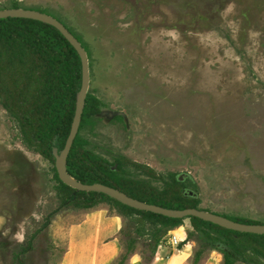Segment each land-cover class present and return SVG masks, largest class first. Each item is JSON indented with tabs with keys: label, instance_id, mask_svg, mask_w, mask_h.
Wrapping results in <instances>:
<instances>
[{
	"label": "rangeland",
	"instance_id": "1",
	"mask_svg": "<svg viewBox=\"0 0 264 264\" xmlns=\"http://www.w3.org/2000/svg\"><path fill=\"white\" fill-rule=\"evenodd\" d=\"M13 3L53 16L84 46L87 92L99 101L77 131L84 150L158 189L174 173L198 207L264 223V0H0V10ZM53 168L0 106V264H59L87 212L116 214L105 202L61 203ZM189 241L166 264L192 249L191 264ZM163 244L164 257L177 248ZM211 250L215 264L207 247L196 264Z\"/></svg>",
	"mask_w": 264,
	"mask_h": 264
},
{
	"label": "trees",
	"instance_id": "2",
	"mask_svg": "<svg viewBox=\"0 0 264 264\" xmlns=\"http://www.w3.org/2000/svg\"><path fill=\"white\" fill-rule=\"evenodd\" d=\"M11 7L18 6L13 3ZM79 84V57L54 27L30 18H0V106L17 123L21 143L53 161L52 148L58 152L68 133ZM98 105V99L86 92L78 129L90 116L98 113ZM81 142L76 132L66 156V172L74 180L83 184L101 183L131 198L161 207L200 208L193 193L181 191V182L174 173L164 180L149 166L132 161L148 176L162 179L164 185L158 189L144 180L124 176L118 161L107 164L84 150ZM112 165H115L114 169ZM54 175L59 183L61 203L88 209L105 202L108 211L113 209L124 221L132 222L131 229L127 224H121L117 231L122 249L112 264H125L140 237L146 239V254L141 251V260L149 262L167 231L183 219L135 209L100 192L75 190L57 178L55 169ZM221 215L240 223H261ZM185 218L191 229L185 232L184 240L198 241L191 264L198 262L206 247L221 254L219 264H264V234L226 229L194 216ZM184 240L176 247L180 248Z\"/></svg>",
	"mask_w": 264,
	"mask_h": 264
},
{
	"label": "water",
	"instance_id": "3",
	"mask_svg": "<svg viewBox=\"0 0 264 264\" xmlns=\"http://www.w3.org/2000/svg\"><path fill=\"white\" fill-rule=\"evenodd\" d=\"M7 16L30 18L49 24L50 26L54 27L63 36V38L71 45V47L75 50V52L79 57L80 84L75 95L74 110L70 121L69 130L64 140V144L62 148L58 152L55 150V148H52L53 167L55 169L57 178L63 184L75 190H80L84 192L86 191L100 192L132 208L150 211L171 218H185L187 216H194L226 229H231L239 232L254 233V234H264V224L262 223H256V224L240 223L233 221L229 218H226L221 214L211 211H206L201 208L186 207V208L177 209V208L161 207L155 204H148L139 201L137 199L131 198L113 187L101 183L83 184L74 180L71 176H69V174L66 172V167H65L66 156L68 154L72 140L78 130L80 115L82 112L84 98L88 87V66H87V58H86L85 50L81 46L80 42L75 38V36L59 20H57L56 18H54L53 16L47 13L29 8H21V7H15V8L9 7V8L1 9L0 18ZM114 167L115 165H112V169H114Z\"/></svg>",
	"mask_w": 264,
	"mask_h": 264
},
{
	"label": "crops",
	"instance_id": "4",
	"mask_svg": "<svg viewBox=\"0 0 264 264\" xmlns=\"http://www.w3.org/2000/svg\"><path fill=\"white\" fill-rule=\"evenodd\" d=\"M96 211L98 214H96ZM120 226L121 218L117 214L107 215L106 213H103L99 210H91L87 212L79 224L73 225V227L68 229L67 235L71 245L63 252L59 264H112L117 255L120 253L121 249L116 237V233ZM78 227H80L81 230H78L77 233L74 231V229H77ZM184 227L185 228L182 227L183 234L181 237H177L172 233L174 228L170 229L169 233L173 234L178 241H182L185 239V232L191 229V226L190 228H187V225ZM80 231H82V233H79ZM186 242L191 243L189 240H184L182 245ZM166 249L167 247L165 244L160 245L158 248L160 253L156 252L152 259L147 263H144L141 260L140 254L135 253L134 251L128 256L125 264H131V257H135L134 264H166L173 255L177 254L179 248L173 247L172 251L164 257L163 255L166 252ZM111 252L112 255L108 257ZM191 252L192 249H190L186 259L180 264H189L188 259L191 255ZM211 252L212 250L207 253V255L201 262H199V264H208V259L211 256ZM214 253L218 254L219 256V259L215 264H219L221 256L217 251H214ZM156 257H158V259L154 260Z\"/></svg>",
	"mask_w": 264,
	"mask_h": 264
},
{
	"label": "built area",
	"instance_id": "5",
	"mask_svg": "<svg viewBox=\"0 0 264 264\" xmlns=\"http://www.w3.org/2000/svg\"><path fill=\"white\" fill-rule=\"evenodd\" d=\"M167 232L168 233H167L166 242L176 246V244L179 241L177 240V238L173 234L169 233V230ZM162 242H165V239ZM160 245H161V242L157 246L159 247Z\"/></svg>",
	"mask_w": 264,
	"mask_h": 264
}]
</instances>
